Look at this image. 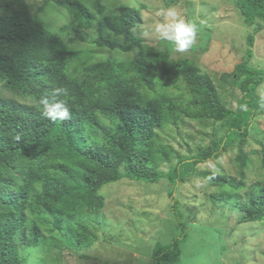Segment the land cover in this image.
Wrapping results in <instances>:
<instances>
[{"label": "trees", "instance_id": "1", "mask_svg": "<svg viewBox=\"0 0 264 264\" xmlns=\"http://www.w3.org/2000/svg\"><path fill=\"white\" fill-rule=\"evenodd\" d=\"M55 3L78 29L96 30V46L126 53L139 48L140 53L130 60L82 63V52L48 31L27 0L6 4L10 14L0 16V84L36 103L0 97V264H23L21 248L39 247L47 240L91 247L97 235L87 219L105 206L100 190L122 179L149 184L168 180L181 232L169 245L155 244L153 264L177 261L188 238L174 196L177 185L187 170L218 159L231 142L247 137L264 105L257 93L264 69L250 65L255 36L248 37L250 47L241 62L221 76L224 84L240 88L234 110L193 61H172L167 52L144 49V39L136 33L143 22L137 8L121 5L106 14L103 0L95 1L96 11L82 0ZM234 4L247 26L264 23V0ZM56 88L67 94L54 95ZM45 97L49 105L64 103L71 118L46 117ZM188 120L221 122L226 132L210 150L183 156L168 136ZM238 160L244 168L251 163L244 154ZM174 162L167 173L163 166ZM206 177L219 189L218 198L239 210V223L264 221V177L252 183L245 175Z\"/></svg>", "mask_w": 264, "mask_h": 264}, {"label": "rangeland", "instance_id": "2", "mask_svg": "<svg viewBox=\"0 0 264 264\" xmlns=\"http://www.w3.org/2000/svg\"><path fill=\"white\" fill-rule=\"evenodd\" d=\"M82 1L96 11V0ZM8 2L0 0V16L10 14ZM27 3L32 15L48 31L59 36L69 49L82 52V63L130 60L140 53L139 48L126 53L96 46L93 43L96 30L78 29L55 0H27ZM103 4L106 14L115 12L121 5L137 8L143 22L136 33L144 39V49L154 47L167 52L172 61H193L213 79L225 104L234 110L242 97L240 88L224 84L221 76L231 73L241 62L250 47L247 41L250 35L255 36L250 65L264 69V23L258 21L252 27L247 26L234 0H103ZM168 9H174L178 19L197 25L196 41L183 53L161 39L157 31L173 22L166 15ZM257 93L264 98V83ZM0 97L36 103L33 98L23 97L2 84ZM225 132L221 122L188 120L178 132H170L168 140L181 155L192 156L201 149L210 150L214 140ZM263 151L264 105L257 111L247 137L231 142L218 159L186 171L174 196L180 201L188 238L181 244L180 258L168 264H264V221L239 223V210L219 199V189L206 177L215 173L236 179L245 175L249 183L260 180L264 177ZM242 154L251 161L248 167H242L238 160ZM175 165L176 162L166 164L163 169L169 173ZM168 192V180L149 184L122 179L107 184L100 190L105 197L104 208L87 219L97 235L91 247L78 249L65 241L55 245L47 240L39 247L21 248L23 264H153L155 244L169 245L181 232Z\"/></svg>", "mask_w": 264, "mask_h": 264}, {"label": "clouds", "instance_id": "3", "mask_svg": "<svg viewBox=\"0 0 264 264\" xmlns=\"http://www.w3.org/2000/svg\"><path fill=\"white\" fill-rule=\"evenodd\" d=\"M166 15L172 18L173 22L157 29L161 39L174 44L177 52L183 53L187 51L196 41L198 33L197 25L185 22L183 19H178V14L174 9H168ZM201 23H203V21H201ZM66 94V89L56 88L54 90V95L56 96H63ZM41 102L45 105V112L43 114L46 117L53 120H67L71 118L70 112L64 103L49 105L46 97L42 98Z\"/></svg>", "mask_w": 264, "mask_h": 264}]
</instances>
